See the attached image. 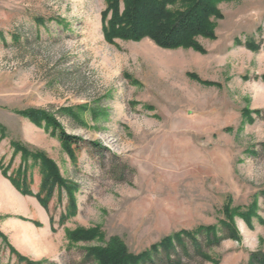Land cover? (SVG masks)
Listing matches in <instances>:
<instances>
[{"label":"rangeland","instance_id":"obj_1","mask_svg":"<svg viewBox=\"0 0 264 264\" xmlns=\"http://www.w3.org/2000/svg\"><path fill=\"white\" fill-rule=\"evenodd\" d=\"M112 2L0 0V264H99L113 238L151 257L186 244L180 264H251L264 252V0H212L215 37L174 48L106 38ZM38 109L101 148L64 145L26 115ZM211 232L220 242L195 254Z\"/></svg>","mask_w":264,"mask_h":264},{"label":"trees","instance_id":"obj_2","mask_svg":"<svg viewBox=\"0 0 264 264\" xmlns=\"http://www.w3.org/2000/svg\"><path fill=\"white\" fill-rule=\"evenodd\" d=\"M115 1L110 7L113 11L111 19L103 23L105 36L109 40L114 37L140 40L148 36L163 47L174 48L192 45L193 38L199 34L215 37L214 23L209 21V17L215 12L212 0H131L123 13H120ZM26 115L51 122L66 146L80 147L81 144H89L101 148L95 143L67 133L54 116L42 109L30 110ZM226 236H234L230 226ZM221 239L222 237L216 238L211 232L210 236L204 237L203 244L191 240V246L195 254L203 257L206 254L204 244H217ZM164 241L169 242V238ZM178 246L179 250H174V247L164 248L156 257H151L147 251L140 254L130 252L124 242L113 238L106 247L99 249L98 260L99 264H180L181 256H190L191 251L186 244L179 242ZM251 264H264V252L253 253Z\"/></svg>","mask_w":264,"mask_h":264}]
</instances>
